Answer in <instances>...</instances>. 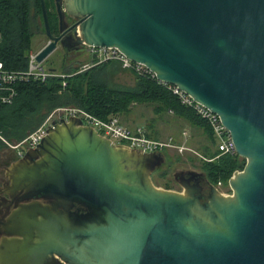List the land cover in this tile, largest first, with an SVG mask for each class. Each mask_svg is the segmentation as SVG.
<instances>
[{
	"label": "water",
	"instance_id": "obj_1",
	"mask_svg": "<svg viewBox=\"0 0 264 264\" xmlns=\"http://www.w3.org/2000/svg\"><path fill=\"white\" fill-rule=\"evenodd\" d=\"M53 2L58 35L39 0L37 62L69 31L76 50L116 48L218 115L245 164L228 196H201L194 171L184 192L161 190L160 153L61 120L6 168L3 206L21 202L0 222V264H264V0Z\"/></svg>",
	"mask_w": 264,
	"mask_h": 264
},
{
	"label": "trees",
	"instance_id": "obj_2",
	"mask_svg": "<svg viewBox=\"0 0 264 264\" xmlns=\"http://www.w3.org/2000/svg\"><path fill=\"white\" fill-rule=\"evenodd\" d=\"M47 15L50 30L54 33L56 25L51 21L54 14L49 11V6ZM38 18L43 31L39 0H0V62L7 71L22 72L27 69V55L31 50L33 28H38ZM120 70L123 69L119 63L113 61L95 64L81 71L63 62L58 72L63 77L49 78L44 82L34 79L15 82L16 95L12 102H0V135L4 139H0V153L8 144L24 139L56 108H78L106 120L126 111L131 103L147 102L156 103L202 129L214 144L206 123L155 80L134 75L133 87H112L110 76ZM212 156L203 168L208 180L215 186L218 182H227L233 172L241 170L245 164V160L238 155H218L216 148Z\"/></svg>",
	"mask_w": 264,
	"mask_h": 264
},
{
	"label": "built area",
	"instance_id": "obj_3",
	"mask_svg": "<svg viewBox=\"0 0 264 264\" xmlns=\"http://www.w3.org/2000/svg\"><path fill=\"white\" fill-rule=\"evenodd\" d=\"M80 48V50H85L90 56L92 65L111 61L117 62L123 70L129 71L138 77L155 80L158 84L170 90L172 94L177 96L182 105L190 107L209 127L215 148L218 150V155H237L230 134L221 123L219 116L202 104L196 102L190 95L185 94L174 85L157 80L155 74L145 65L128 59L116 48L94 47L85 44ZM38 51L39 50H30L28 52L27 69L22 72L7 71L0 62L1 103L7 104L12 102L16 95L13 84L17 81L34 79L44 82L49 78L64 76L59 74L55 69L44 68L42 62H37L36 55ZM70 117L80 119L83 125L92 127L99 135L108 138L113 144L126 146L143 154L159 153L170 145V143L167 142L151 139L147 136L146 131L142 127L130 128L125 126L116 115L110 116L106 120H101L73 107L54 109L43 122L24 139L16 144L8 145L15 151L18 157H22L26 151L34 149L40 143L48 134L49 128H53L55 123H59L61 120L67 121ZM0 139L4 141L1 135ZM219 185L220 183L218 182L215 187L219 188Z\"/></svg>",
	"mask_w": 264,
	"mask_h": 264
},
{
	"label": "rangeland",
	"instance_id": "obj_4",
	"mask_svg": "<svg viewBox=\"0 0 264 264\" xmlns=\"http://www.w3.org/2000/svg\"><path fill=\"white\" fill-rule=\"evenodd\" d=\"M37 26L38 28H33L31 50H40L47 43V38L40 29L39 18ZM63 62L81 70L92 66L90 56L85 50L75 52L70 58L65 59L59 46L42 61V65L46 69H55L59 72ZM109 81L112 87L123 88H131L135 83L134 75L126 70L115 71ZM116 116L125 126L142 127L151 139L170 143L160 152L164 159L163 163L150 175V180L156 188L181 191L175 175L186 170L197 172L208 179L203 166L206 161L212 159L215 145L202 129L152 102L131 103L126 111ZM0 154V174L3 175V168L11 164L5 165V157L14 158L15 151L8 145ZM219 183L217 188L219 193L224 196L232 194L227 182Z\"/></svg>",
	"mask_w": 264,
	"mask_h": 264
},
{
	"label": "flooded vegetation",
	"instance_id": "obj_5",
	"mask_svg": "<svg viewBox=\"0 0 264 264\" xmlns=\"http://www.w3.org/2000/svg\"><path fill=\"white\" fill-rule=\"evenodd\" d=\"M44 1H45L46 8H48V6H49V11L54 14V15H52L51 21H52V23L54 22V24L56 25V31L52 34L58 35V31H57L58 20H57V15H56L55 8H54V2H53V0H44ZM75 21H76L75 19H72L70 17L65 18V22H66L67 26L71 25ZM43 34H44V32H43ZM72 37H73V33H72V31H69L64 35V47L60 43L57 44V46H59L62 49L63 57L65 59L70 58L71 55H73L75 52L80 51V49H81V48H79L76 50V49L70 47V42H71ZM47 42H48V39H47ZM21 158L22 157H18L15 153V156L12 159H8L5 157L4 163H5V165L9 164V163L12 164L14 162H17ZM9 166L3 168V175H2V173L0 174V203H2V198H8V195L4 192H1V189L4 185V183L9 182L8 177L6 176V168H8ZM191 174H192V171L186 170L183 172H179L178 174L175 175V179L177 180V182L180 186V190H181V191H177V192H179V193L184 192V188L181 185L182 183L187 184L188 186L194 183L193 181L188 180L191 177ZM194 178L197 179L196 182L200 185V195L201 196L208 195V193L210 192L211 186H215L208 179H205L204 176L201 174H199L198 176H195ZM168 190L173 191V189H168ZM201 201L203 202L204 200L202 199ZM20 202L21 201H17V202L15 201L14 203H12L10 206H7V207H4L3 206L4 204L2 203L0 205V222L2 220L6 219L9 216L12 209L15 208V205L20 203ZM73 209H75V208H73ZM2 230H3L2 226L0 225V231H2ZM1 237H2V235L0 233V239H1Z\"/></svg>",
	"mask_w": 264,
	"mask_h": 264
}]
</instances>
